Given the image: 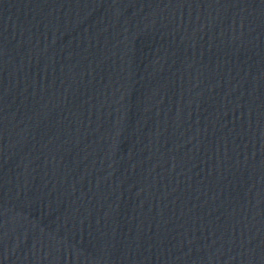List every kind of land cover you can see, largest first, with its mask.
<instances>
[{
	"label": "water",
	"instance_id": "water-1",
	"mask_svg": "<svg viewBox=\"0 0 264 264\" xmlns=\"http://www.w3.org/2000/svg\"><path fill=\"white\" fill-rule=\"evenodd\" d=\"M178 0H0V52Z\"/></svg>",
	"mask_w": 264,
	"mask_h": 264
}]
</instances>
